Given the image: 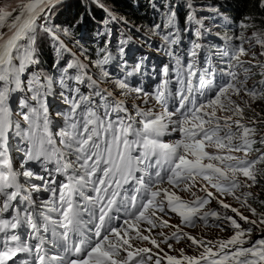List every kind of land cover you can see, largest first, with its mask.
Instances as JSON below:
<instances>
[{
	"label": "snow or ice",
	"instance_id": "obj_1",
	"mask_svg": "<svg viewBox=\"0 0 264 264\" xmlns=\"http://www.w3.org/2000/svg\"><path fill=\"white\" fill-rule=\"evenodd\" d=\"M61 2L62 0H16L15 4H0V264H15L14 258L18 253L33 251V264H64L61 256H47L45 244L48 241L37 236L41 229L46 233L51 230L53 247L58 240L66 253L74 254L67 264H148L153 260V255H147L145 259V254L152 253V248L135 247L132 241H149L159 252H163L161 242L172 248V244L168 243L169 237L163 233H160L164 237L163 241L158 242L156 238L146 235L141 228V224L146 222L150 226L147 229L150 233L157 227V213H165L166 210L177 214L181 223L187 225L195 226L197 219L206 222L211 216L230 222L235 229L229 239L217 241L214 250L208 246L212 242L198 240L176 226L192 244L203 247V251L199 257L184 256L182 249L180 258L165 253L164 258L168 264H264V237L253 241L252 228H242L238 219L233 216H222L214 210L202 211L209 204L207 197L214 195L208 191V186L216 189L220 195H233L240 200L241 197L236 195L237 190L242 187L250 189L257 182L261 171L258 166L264 164V149L254 147L257 143L256 129L242 123L245 107L233 100L232 96L239 95L243 90L252 100L264 99V79L259 81V89H249L247 77L240 80L238 73L231 70L236 64L230 63V70L226 72L229 79L214 85V71L196 68V57L202 45L193 42L189 52L191 62L185 67L179 58L176 59L179 84L177 91L173 93L169 90L170 81L165 78L151 94V98L162 106L163 111L154 114L151 109L145 111L134 106L137 111L133 117L128 114L123 100L117 99L113 92L100 88L98 80L88 75V66L61 39L60 34L70 36V30L59 29L49 23L53 9ZM258 6L264 9V0H258ZM112 11L114 10L107 13V18L103 21L105 25L123 19L113 15ZM86 16L87 10L80 15L76 24H83ZM188 19L192 20L194 16L190 14ZM250 19L241 21L240 27H251L247 22ZM175 22L176 12L167 8L163 27L174 28ZM160 28V24H155L151 31L158 34L157 30ZM195 35L199 37L201 32L197 29ZM161 39L162 47L169 56H173L171 46L179 43V36L174 31H168ZM237 39L244 41L243 33ZM251 39L264 47V32H253ZM45 43L52 44L57 55L52 65L58 73L56 77L42 71L32 72L30 68L39 64ZM120 44L122 46L119 53L123 55V45L127 41L122 40ZM100 52L103 55L91 63L100 69L99 79L103 80L109 77V72L103 66L110 62L112 56L106 47L100 49ZM245 52L241 44L232 55V60L242 66L240 57ZM65 53H69L72 58L66 59ZM223 55L229 56V52L225 51ZM70 70L75 74H70ZM198 71V86H194L193 77H197ZM26 72L29 75L25 80L22 77ZM244 72L247 74L249 69L245 68ZM163 75H168L167 66L163 68ZM72 81L76 84L87 81L93 92L89 95L82 94L79 87H70ZM54 82H58L62 89L60 97L70 106L65 115L66 127L57 134L59 146L51 131L48 108V97L54 95ZM113 83L121 91V95L136 93L137 96H143L145 103L150 97L142 88L130 87L124 79H115ZM25 91L30 95L18 97L19 93ZM66 91L69 95H65ZM93 96L102 101L99 107L103 108V115L99 113ZM109 97L112 98L111 101ZM170 98L175 100L172 111H169ZM17 99L19 111L16 115L20 119L14 120L13 106ZM245 106L250 107L247 102ZM79 109L82 110L78 114ZM218 112H231L232 115L221 117L217 115ZM120 113L126 115L121 116ZM114 114L116 118L112 119ZM233 116H239L240 119L234 120ZM21 121L24 127L21 126ZM169 125L173 126L172 131L180 134V138L166 143L161 137ZM16 137L21 138L19 146L14 142ZM259 143L264 145V138ZM17 151L22 153L19 170L14 169V158L11 155V152ZM252 152L257 153L254 158H250ZM238 153L242 155H237ZM69 156L75 157L78 170H74V173L78 171V174L68 176L67 182L60 183L58 188L54 186L55 179L45 180L43 176L36 175L30 166L26 167L29 162H40L44 166L54 163V171L67 176L68 170L73 167ZM44 170L47 171V168ZM138 172L143 174L137 176ZM241 175L246 178L243 182L239 179ZM21 177L25 181L31 178L44 181V191L51 192L53 197L58 192V201L49 198L40 202V211L34 214L29 210L36 206L31 198V191H39L40 186L31 184L29 194L21 196ZM129 181H135L138 185L136 192L143 193V196L139 201L137 195L125 198L130 205L128 218L118 226L106 228V222L113 219L111 212L117 205V198L121 196L120 189ZM198 181H203L201 191L206 193L204 197L192 193L195 198L185 200L174 190L183 185V190L190 191ZM165 184L170 187H165ZM88 185L93 187L96 195L86 197V200L94 208L98 206L99 215L96 217L98 223L94 226L92 237L86 238L82 235V216L89 208L75 203L73 196ZM241 195L245 197L243 205L255 215L256 209L247 203V197L253 193L248 191ZM215 198L219 200V196ZM219 202L224 209L230 208L231 212L236 213L239 220L249 224L257 223L223 200ZM21 203L29 206L24 210L23 216L16 207ZM10 209H14L15 214ZM116 210L119 211L118 208ZM5 213L10 218H4ZM50 213H58V218L54 219ZM37 216L41 218L40 224L36 221ZM259 216L260 223L264 224V212L259 213ZM168 224L167 220H163L160 226ZM22 225L30 227V235L39 239L34 247L22 241L12 231ZM74 235L80 237L79 243L73 242ZM172 238L179 241L181 235L173 232ZM159 252L155 253L154 264H161ZM23 264L28 262L24 261Z\"/></svg>",
	"mask_w": 264,
	"mask_h": 264
},
{
	"label": "trees",
	"instance_id": "obj_2",
	"mask_svg": "<svg viewBox=\"0 0 264 264\" xmlns=\"http://www.w3.org/2000/svg\"><path fill=\"white\" fill-rule=\"evenodd\" d=\"M222 0H189L192 6H200L206 2H220ZM233 9V13L240 16H248L251 18L250 23L254 26L264 28V9L258 6V0H225ZM173 0H162L157 3V0H70L69 2H61L56 7L55 13L51 16L49 23L57 26L59 29H69L71 35L64 37L67 43L77 48V53L82 56V59L89 60L92 55V48L95 46L107 48L108 51H113V56L119 55V48L122 46L120 41L127 39V34L135 36V33L143 32L145 26L148 25L147 17L160 18L171 8L176 12L180 23L184 24L189 17L190 5L177 6ZM99 5V6H98ZM155 5V7H153ZM167 5V8L165 7ZM87 10V16L83 24H76L81 14ZM111 10L112 14L123 18L117 19L118 23L110 22L105 25L103 21L107 18V13ZM253 30V29H252ZM71 51L73 50L69 47ZM66 59H71L69 53L64 54ZM57 59L54 46L50 43H45L40 54V62L36 65L38 72L50 73L53 70L52 65ZM63 65V61H61ZM56 71V69H54ZM107 79V78H105ZM259 105L257 110L264 112V99L255 100ZM249 127L255 128L249 124ZM256 129V128H255ZM259 131L256 129V133ZM261 138L264 136L261 134ZM260 174L257 176V184H264V167L260 168ZM264 200L255 201L257 209V222L260 223L261 217L259 213L264 212ZM263 227L264 224L260 223ZM251 239L255 237L256 231H252Z\"/></svg>",
	"mask_w": 264,
	"mask_h": 264
},
{
	"label": "rangeland",
	"instance_id": "obj_3",
	"mask_svg": "<svg viewBox=\"0 0 264 264\" xmlns=\"http://www.w3.org/2000/svg\"><path fill=\"white\" fill-rule=\"evenodd\" d=\"M69 1L70 0H62V2H69ZM160 1H162V0H157V3H160ZM173 1L175 2L174 4L176 6H177V4H179L180 6H184V5H187V4L191 5L190 4L191 2H189V0H173ZM6 3L15 4L16 0H0V4H6ZM207 3L210 4V5H214V3L206 2V4H201L196 9H195V6L191 5L192 6L191 8L195 9V11H193L195 13L194 14L195 16H194V19H193V22L195 24H198V20L196 19L198 14H196V13L200 12L202 10H205L204 7H206ZM55 10H56V8L53 9V14L55 13ZM207 11L208 10H205L203 12L205 13ZM245 18H249V17L245 16ZM250 21L251 20H249L247 22L250 23ZM114 23L115 24L116 23L119 24V21L116 20V21H114ZM224 23H227V22H224ZM253 32H264V28H262L261 26H254V25L251 24V27L243 30L242 33H243V35L245 37V40L243 42L245 44L244 48H245L246 52H245L244 55H242L240 57V60L241 61L242 60H248V62L251 63V64H258L260 62L263 63L264 62V54H262V53H264V47H261L259 44H257L255 42V39H251ZM214 37H216V36L214 35ZM61 39L64 40V42L67 44L68 47H71L73 49L72 50L73 53H76L77 48L75 49L73 45L69 46V44L71 42L67 43V41H66V39L64 37L63 38L61 37ZM218 39L221 40L220 37H218ZM125 49L127 50V47ZM129 58H130V61H128V62L134 64L135 63V55H133V56H131ZM144 63H145V65H148V66L150 65V61L149 60H145ZM79 88L84 89L81 86H79ZM100 88H101V86H100ZM20 94H23L24 96L28 95V93H26V92H22ZM109 98H110V101H111L112 98L111 97H109ZM232 99L235 100L242 107H245L246 114L243 115L242 121H247V120L254 119L253 121L251 120V121H248L247 123L248 124L250 122L253 123L255 128L259 131L258 133L262 134L264 136V112H259L257 110L256 105H255V100H252L249 96H246L244 94L234 95V97ZM246 102H247V105H250V107H246L245 106ZM125 107H126V105H125ZM15 108L16 107H13V109H15ZM68 111L69 110H67L64 113L67 114ZM98 111H99V113L101 115H103V112H104L103 108L98 106ZM134 113L135 112H133V115H132L133 117L136 116V115H134ZM224 113L229 114V116L232 115L231 112H224ZM238 117L239 116H233V119L234 120L235 119H240V117L239 118ZM112 118H113V116H112ZM115 118H116V116H115ZM51 124H52V122H51ZM256 136L258 137V135H256ZM14 142H15V144L17 146L21 145V143H22L20 137H16ZM11 155L13 156L14 161L16 163V166H17L16 169L19 170V165L22 162V153H20L18 151L17 152H11ZM262 165H264V164H262ZM29 166L31 167V170L34 173H36V175H38V176H41V175H39L40 172H47L48 171V164L46 166H44L40 162H38L37 164H33V162H29V164L26 165V167H29ZM45 167L47 168V171L44 170ZM71 169L72 170H78L76 167H72ZM47 175L51 179H55V177H56V175L55 176L54 175L50 176L48 173H47ZM239 179L243 182V181H245L246 178L241 175V176H239ZM24 180H25V178H24ZM45 180H47V179L45 178ZM263 181H264V178H263ZM26 182L29 185L36 184V185L40 186V188H43V185H44V181L36 180L35 178H31L30 180H28ZM58 183L59 184L61 183V179H59ZM59 184L56 187H58ZM198 191H201V187L198 188ZM248 191H251L253 193V195L250 196V197H247V203L250 204L251 207L256 209V206H255L254 202L257 201V200H264V184H253V186L250 189L247 188V187L240 188L236 192V195L241 197L240 200H237L233 195H224V202L229 204L233 208H237L239 210V212L242 213L244 216H247L249 218V220L257 221V218H258L257 217V209H256V214L254 215L249 210V208L246 205H243V201H244L245 197L242 196L241 193H245V192H248ZM39 196H40V194L38 195V197ZM231 214L236 219H238V222L241 224L242 228H245L248 225V227L252 228V231H256L258 234L264 235V232H263L264 231V227L260 223L257 222L256 224H249V223H246V222H244L242 220H239V218L237 217L236 213H233V212L229 211V215H231ZM234 232H235V229H232V227H231V225L229 223V227H225L223 229L213 230V229L206 228V229H201L198 232H195V234L197 236L203 235L202 240L205 243H207L209 241L212 242V243L208 244V246L210 247V246L213 245L214 242L223 241V240L229 239L233 235ZM205 237H207L208 240ZM175 246L178 247L179 250L182 249L184 255H197L199 253V251L201 250V246H199L198 244H192V243H187L186 245H183V246H181V245H175ZM174 253L179 254L177 249L174 250Z\"/></svg>",
	"mask_w": 264,
	"mask_h": 264
},
{
	"label": "bare ground",
	"instance_id": "obj_4",
	"mask_svg": "<svg viewBox=\"0 0 264 264\" xmlns=\"http://www.w3.org/2000/svg\"><path fill=\"white\" fill-rule=\"evenodd\" d=\"M107 79H108V78H107ZM106 83H108V82H105V84H106ZM96 99H97V98H96ZM199 192H201V191H199ZM263 232H264V231H263ZM252 233H253V232H252Z\"/></svg>",
	"mask_w": 264,
	"mask_h": 264
},
{
	"label": "clouds",
	"instance_id": "obj_5",
	"mask_svg": "<svg viewBox=\"0 0 264 264\" xmlns=\"http://www.w3.org/2000/svg\"><path fill=\"white\" fill-rule=\"evenodd\" d=\"M255 105H256V108L259 107V105H257L256 103H255Z\"/></svg>",
	"mask_w": 264,
	"mask_h": 264
}]
</instances>
